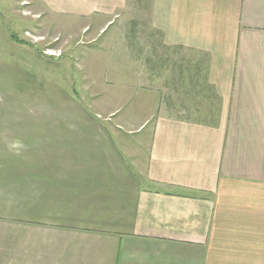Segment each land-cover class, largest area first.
<instances>
[{
  "label": "crops",
  "instance_id": "1",
  "mask_svg": "<svg viewBox=\"0 0 264 264\" xmlns=\"http://www.w3.org/2000/svg\"><path fill=\"white\" fill-rule=\"evenodd\" d=\"M40 1L205 54L217 114L0 124V264H264V0Z\"/></svg>",
  "mask_w": 264,
  "mask_h": 264
},
{
  "label": "rangeland",
  "instance_id": "2",
  "mask_svg": "<svg viewBox=\"0 0 264 264\" xmlns=\"http://www.w3.org/2000/svg\"><path fill=\"white\" fill-rule=\"evenodd\" d=\"M40 2L0 0V124L99 121L124 130L166 114L162 98L173 116L208 122L217 114L205 54L164 46L143 22L99 32L98 20L60 16ZM144 6L132 0L135 13ZM25 132L1 129L0 140Z\"/></svg>",
  "mask_w": 264,
  "mask_h": 264
}]
</instances>
